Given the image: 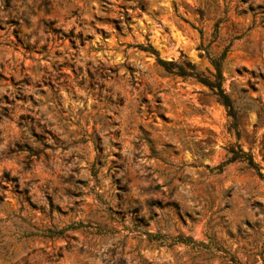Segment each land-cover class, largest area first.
<instances>
[{"label": "rangeland", "instance_id": "rangeland-1", "mask_svg": "<svg viewBox=\"0 0 264 264\" xmlns=\"http://www.w3.org/2000/svg\"><path fill=\"white\" fill-rule=\"evenodd\" d=\"M138 45L224 53L234 119ZM238 148L264 175V0H0V264H264Z\"/></svg>", "mask_w": 264, "mask_h": 264}, {"label": "trees", "instance_id": "trees-1", "mask_svg": "<svg viewBox=\"0 0 264 264\" xmlns=\"http://www.w3.org/2000/svg\"><path fill=\"white\" fill-rule=\"evenodd\" d=\"M137 47L144 52L153 54L155 56L156 65L162 68L165 72L172 74V75L182 77L184 79L186 78L192 79L200 83L201 85L207 87L212 92V94L216 97L217 101L225 109H227L228 114L234 119L232 102L230 98L228 97V95L222 89L223 77H222L220 62L224 56V53L221 55L219 59L208 58L209 63L214 70L213 74L210 75L211 79H209L207 77H204L202 74L197 73L195 71V68L189 62L176 63L172 61H164L158 58L156 52L149 45L146 47L138 45ZM238 153H240V155H242L243 158H245L243 162L245 161L247 168L253 170L258 177L264 179V175H262L259 172V168L253 162L252 156L248 153H243L240 148H238ZM240 159H241L240 157H236V156L230 157L225 162L219 164L216 167V170L220 172L225 165L235 162ZM145 235L148 241H158V239L160 238L159 235H152L149 233H145ZM173 243L190 245L194 243V241H192V239L189 237L177 236L173 238Z\"/></svg>", "mask_w": 264, "mask_h": 264}]
</instances>
